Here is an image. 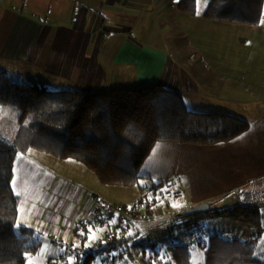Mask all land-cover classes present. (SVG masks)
Returning <instances> with one entry per match:
<instances>
[{"label": "crops", "instance_id": "0c3cea01", "mask_svg": "<svg viewBox=\"0 0 264 264\" xmlns=\"http://www.w3.org/2000/svg\"><path fill=\"white\" fill-rule=\"evenodd\" d=\"M170 3L82 0L80 5L71 6L63 0L57 12L54 10L65 18L63 22H53L49 17L45 22L34 8L38 17L0 6V64L18 66L30 78L28 84L44 85L51 90L73 87L93 92L156 84L182 93L191 111L226 112L248 120L251 130L232 142L209 147L160 143L144 163L142 171L148 177L156 174L155 164L170 160L171 174L164 176L162 183L172 175L187 180L189 201L197 207L207 203L213 194L223 195L238 185L245 184L244 188L264 181V60L255 57L254 62L210 66L202 61V37L217 30L226 35L225 24L217 21L168 24L164 10ZM146 18L149 25L143 24ZM257 28L261 32L264 24ZM179 29L193 39L189 41L193 49L190 55L183 52L185 42L177 37ZM248 196L246 192V201ZM239 197L237 194L235 199L240 201ZM97 201L93 197L86 200L85 207L89 204L91 214L101 208L95 207ZM62 221L56 229L65 239V247L55 244L53 252L58 249L64 263V248L70 247L75 252L84 248V230L79 226L84 218L75 221L67 217ZM133 229L134 220L128 236L137 237ZM252 231L239 238L249 240ZM258 251L259 248L257 254Z\"/></svg>", "mask_w": 264, "mask_h": 264}, {"label": "trees", "instance_id": "16d2710c", "mask_svg": "<svg viewBox=\"0 0 264 264\" xmlns=\"http://www.w3.org/2000/svg\"><path fill=\"white\" fill-rule=\"evenodd\" d=\"M178 10L196 16L197 0H168ZM204 18L245 26L264 24V0H208ZM0 105L19 110L30 124L16 142L0 135V264H28L39 254L41 242H31V227L16 231L22 199L13 186L19 153L37 150L57 159L76 161L107 186H139L143 165L157 144L214 146L232 142L251 130L246 119L226 112H198L187 108L182 93L160 85L106 91L51 90L46 86L13 81L0 71ZM256 204H236L190 216L200 222L228 217L254 229L249 240L213 234L205 246L202 264H264L257 254L263 238V212ZM135 236L118 241L120 257L129 254ZM83 247V246H82ZM82 249V248H81ZM141 264H194L190 246L176 244L144 251ZM89 255L78 264H93ZM115 261V260H114ZM111 262V261H110ZM112 264L114 262H111Z\"/></svg>", "mask_w": 264, "mask_h": 264}, {"label": "rangeland", "instance_id": "374dc122", "mask_svg": "<svg viewBox=\"0 0 264 264\" xmlns=\"http://www.w3.org/2000/svg\"><path fill=\"white\" fill-rule=\"evenodd\" d=\"M65 1L69 2L71 6H75L76 4L80 5L82 0ZM197 1L198 11L196 16L183 14L178 10L177 3H170L168 9L164 10V14L166 11L168 24L210 21L203 16L208 0ZM61 2L63 0H0V6L6 10L19 11L32 17H38L34 13L36 11L45 22H48V17L53 22L59 20L63 22L65 18L59 17L56 13ZM47 8L52 9V13H49ZM157 16L162 17L159 13H157ZM156 21L159 23L158 19ZM144 23L149 25V19H144ZM223 24H225L223 25L224 28L228 30L226 35H221L222 31L220 30H217L218 33L215 31L203 35L201 41L204 59L202 61L210 66H217L227 62H237V64H242L247 60L248 62H254L255 57H263L264 60V28H261L263 30L258 32L260 30L256 26H239L228 22ZM154 30L156 31V28ZM179 30L180 33L177 37L185 42L182 45L183 52L190 55L193 53V49L189 41H193V39L181 29ZM242 38H245V42L242 41ZM198 41L196 39L195 42L198 44ZM262 50L263 54L260 53ZM197 57L199 60L200 55ZM1 64L0 67L3 68H0V71L4 70L8 73L13 81L29 83L28 79L30 78L18 66L10 68L6 63H3L4 66H1ZM130 88L137 87L131 85ZM68 90L75 91L77 89L71 87ZM189 108L194 109L191 105H189ZM29 124L30 122L27 119L19 118V110L16 107L0 105V135L7 140L12 142L19 140L21 129L27 128ZM16 160L13 186L22 201L15 228L19 233L22 227H33L34 231L28 234L31 237V242L37 243L39 241L42 247L38 255L29 256L28 264H64L60 257L62 254L58 249L55 253L53 252L56 243L51 238L65 241L56 229L63 222V219L68 217L71 220L81 221L82 218L85 220L92 217L93 214H91L89 204L85 207L86 200L91 197L98 199L95 207L103 208V203L134 207L137 217L134 220L135 230L138 233L133 244H131L129 254L123 257L119 255L114 261L108 256V252H101L95 255L96 259L93 264H112L111 262H114L113 264H141L142 253L150 251L153 245L164 249L167 246L176 244H189L193 255V263L202 264L205 259V246L210 236L217 234L224 238H236L243 236L248 230L254 229L252 226L249 227L226 216L200 220L199 223L191 221L188 217L181 218L180 214L196 206H193L189 201L190 195L186 187L187 180L184 181L183 178L173 177L172 175L168 181L162 183V178L171 174L173 165L168 159L161 161V165H154L156 174L145 177L144 172H141V175H143L141 184L144 185L149 180L151 186H156L157 193L146 195L140 192L138 185L133 187L104 185L90 169L80 163L73 160L57 159L37 150H31L27 154L21 152ZM152 162H154V159ZM244 185H238L231 192L223 195L221 193L213 194L208 202L204 204L211 206V209L219 210L223 209L225 205H236V203L259 205L262 207L261 211L263 212L262 229L264 231V181L258 185L250 187L248 185V187L243 188ZM256 189H259V191H256ZM246 192L249 193V200L247 201L244 199ZM237 194L240 195V201L235 199ZM135 230L133 229L134 232ZM258 248L259 256L264 258V254H261L264 253V234ZM68 254L65 250L63 256ZM68 257L71 264H73L76 260V254L70 253Z\"/></svg>", "mask_w": 264, "mask_h": 264}, {"label": "built area", "instance_id": "2783aa9c", "mask_svg": "<svg viewBox=\"0 0 264 264\" xmlns=\"http://www.w3.org/2000/svg\"><path fill=\"white\" fill-rule=\"evenodd\" d=\"M151 189V183L146 184V191ZM103 208H99L93 212L91 218L84 220L80 226L83 228V247L82 250L76 252L72 248H64L68 253L76 254V260L73 264H78L83 258L89 255L108 252L111 259L119 257L120 248L118 241H123L128 235L131 222L137 219L134 207L109 205L103 203ZM57 245L65 247L64 241L51 238ZM133 244V242H131ZM131 246V245H130ZM69 255V254H68ZM68 255L63 256L64 264H71Z\"/></svg>", "mask_w": 264, "mask_h": 264}, {"label": "water", "instance_id": "95a60500", "mask_svg": "<svg viewBox=\"0 0 264 264\" xmlns=\"http://www.w3.org/2000/svg\"><path fill=\"white\" fill-rule=\"evenodd\" d=\"M210 211V206L208 204H201L195 208L189 209L186 212L180 214L181 218H187L190 216H196L202 213H207Z\"/></svg>", "mask_w": 264, "mask_h": 264}, {"label": "snow or ice", "instance_id": "6c2138e0", "mask_svg": "<svg viewBox=\"0 0 264 264\" xmlns=\"http://www.w3.org/2000/svg\"><path fill=\"white\" fill-rule=\"evenodd\" d=\"M156 148H157V149L159 148V145H158V144L156 145ZM154 152H155V149H154ZM174 206H178V205H174Z\"/></svg>", "mask_w": 264, "mask_h": 264}]
</instances>
